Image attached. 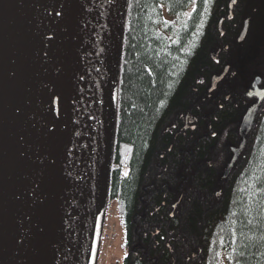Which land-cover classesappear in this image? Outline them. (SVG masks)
I'll use <instances>...</instances> for the list:
<instances>
[{
	"label": "trees",
	"instance_id": "16d2710c",
	"mask_svg": "<svg viewBox=\"0 0 264 264\" xmlns=\"http://www.w3.org/2000/svg\"><path fill=\"white\" fill-rule=\"evenodd\" d=\"M229 2L123 4L107 146L114 207L100 206L123 223V264H264V98L222 176L249 80L264 83V0Z\"/></svg>",
	"mask_w": 264,
	"mask_h": 264
},
{
	"label": "water",
	"instance_id": "95a60500",
	"mask_svg": "<svg viewBox=\"0 0 264 264\" xmlns=\"http://www.w3.org/2000/svg\"><path fill=\"white\" fill-rule=\"evenodd\" d=\"M118 10L119 0H0V264H90ZM259 82L222 176L264 97Z\"/></svg>",
	"mask_w": 264,
	"mask_h": 264
},
{
	"label": "rangeland",
	"instance_id": "374dc122",
	"mask_svg": "<svg viewBox=\"0 0 264 264\" xmlns=\"http://www.w3.org/2000/svg\"><path fill=\"white\" fill-rule=\"evenodd\" d=\"M120 10H118V16L116 20V29L114 33L113 47H112V67H111V79L108 93V108H107V128H108V139L111 137V130L114 127V102L113 93L114 85L117 72V53L120 43L121 33L123 30V4L125 0H119ZM107 142V140L105 139ZM109 142V141H108ZM108 169H109V148L104 150V163L102 168V202L106 203V208L114 207L112 201H108L104 198V192L107 188L108 179ZM101 201V200H100ZM96 233V232H95ZM94 233V234H95ZM103 233V230H102ZM100 246L96 243V239L92 244V252L90 264H123V257L126 253V247L124 244V226L119 217L114 218L112 222V229H109V236L101 239Z\"/></svg>",
	"mask_w": 264,
	"mask_h": 264
},
{
	"label": "flooded vegetation",
	"instance_id": "af4514ba",
	"mask_svg": "<svg viewBox=\"0 0 264 264\" xmlns=\"http://www.w3.org/2000/svg\"><path fill=\"white\" fill-rule=\"evenodd\" d=\"M254 75H255V74H254ZM254 75H252V77H253ZM252 77H251V79H252ZM251 79L249 80L248 86L250 85V81H251ZM259 85H260L261 87H264V83H263L262 78L260 79V83H259ZM248 86H247V87H248ZM255 99H256L255 96H251V101H250L249 104H251L253 101H255ZM249 104H248V105H249ZM248 105H247V106H248ZM246 108H247V107H246Z\"/></svg>",
	"mask_w": 264,
	"mask_h": 264
}]
</instances>
